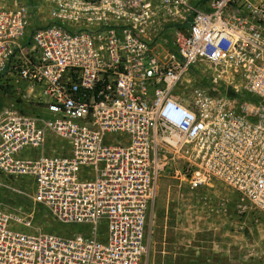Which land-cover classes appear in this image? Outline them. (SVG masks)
<instances>
[{
    "label": "built area",
    "instance_id": "obj_1",
    "mask_svg": "<svg viewBox=\"0 0 264 264\" xmlns=\"http://www.w3.org/2000/svg\"><path fill=\"white\" fill-rule=\"evenodd\" d=\"M0 91V189L80 229L0 207V264H150L164 180L264 219V0H0Z\"/></svg>",
    "mask_w": 264,
    "mask_h": 264
},
{
    "label": "rangeland",
    "instance_id": "obj_2",
    "mask_svg": "<svg viewBox=\"0 0 264 264\" xmlns=\"http://www.w3.org/2000/svg\"><path fill=\"white\" fill-rule=\"evenodd\" d=\"M12 99L16 100L17 96L0 91V106L10 103ZM22 110L27 114L41 113V110L28 106H23ZM15 184L21 186L24 194L0 189V207L33 214L37 226L47 233L71 236L80 231L78 228L61 225L49 211L35 206L27 196L33 193L31 185L21 181H16ZM213 194L199 191L192 195L184 187L180 188L177 183L162 181L158 202L149 223L152 233L150 264H158L163 257H167L165 256L167 254L162 253L163 249L167 253L170 251L186 253L193 259H209L213 264H218L217 255L213 251L215 242L216 244L220 242L221 247L229 248L230 238L220 236L230 233L234 234L235 239L232 242L236 251L226 257L232 258V264L264 263V219L258 224L249 221L244 231H236L232 222L233 217L211 215L209 209L202 206L201 196ZM215 233L219 235L215 237ZM201 246H205L206 250L200 252L198 249ZM203 253L206 258L203 257Z\"/></svg>",
    "mask_w": 264,
    "mask_h": 264
},
{
    "label": "crops",
    "instance_id": "obj_3",
    "mask_svg": "<svg viewBox=\"0 0 264 264\" xmlns=\"http://www.w3.org/2000/svg\"><path fill=\"white\" fill-rule=\"evenodd\" d=\"M217 235H219V234L215 233V237ZM223 236H227V237L230 238V240H231V243L229 244L230 247L229 248L221 247L220 246L221 245L220 242L218 244H216V242H215V248L213 249V251L217 255L216 258H217L218 264H232V258L228 257V259H227L226 256L231 255V254H233V252L236 251V249L233 248L234 245H233V242H232V240L235 239V237H233L234 234H231V233L230 234H224V235H222L220 237H223ZM220 237H218V240H219ZM203 241L205 242L206 240L203 239ZM204 249H205V246H201V248H199L198 250L201 252V251H204ZM226 252H227V254H226ZM162 253L163 254H167V255H165L167 257H163L162 261L160 263H158V264H177L176 263L177 259L182 258V257L184 258V256H187L188 258L191 257V255H187L186 253L171 252V251L167 253L164 249H163ZM202 255H203L204 258H206L204 253ZM218 258H219V260H218ZM164 259L166 260V262H164L165 261ZM204 260L210 261L209 259H204Z\"/></svg>",
    "mask_w": 264,
    "mask_h": 264
},
{
    "label": "trees",
    "instance_id": "obj_4",
    "mask_svg": "<svg viewBox=\"0 0 264 264\" xmlns=\"http://www.w3.org/2000/svg\"><path fill=\"white\" fill-rule=\"evenodd\" d=\"M177 264H213L211 261L208 260H201V259H193V258H186V257H182L177 259ZM264 264V263H261Z\"/></svg>",
    "mask_w": 264,
    "mask_h": 264
},
{
    "label": "water",
    "instance_id": "obj_5",
    "mask_svg": "<svg viewBox=\"0 0 264 264\" xmlns=\"http://www.w3.org/2000/svg\"><path fill=\"white\" fill-rule=\"evenodd\" d=\"M228 96H229V97H232V96H234V94H233L232 92L229 91Z\"/></svg>",
    "mask_w": 264,
    "mask_h": 264
}]
</instances>
